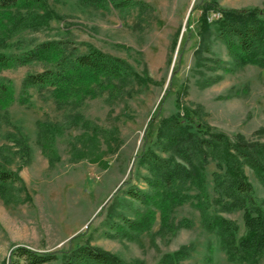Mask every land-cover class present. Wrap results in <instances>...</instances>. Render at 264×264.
Returning a JSON list of instances; mask_svg holds the SVG:
<instances>
[{"label":"rangeland","instance_id":"1","mask_svg":"<svg viewBox=\"0 0 264 264\" xmlns=\"http://www.w3.org/2000/svg\"><path fill=\"white\" fill-rule=\"evenodd\" d=\"M43 1L45 12L14 9L0 18V40H6L0 53L18 56L51 40L69 53H84L91 45L125 60L138 74L146 71L153 83L128 81L119 90L82 101L75 96L60 105L48 87L23 91L24 78L51 68L48 64L0 69V81L13 90L12 102L0 99V169L18 178L0 193V264H24L10 259L17 247L56 253L79 236L124 264H158L182 246L192 251L180 264H234L204 229L195 198L177 207L163 227L157 212L150 228L134 239L109 238L106 222L114 214L134 219L146 212L123 190L131 185L148 190L140 178L147 173L137 164L147 124L155 112L160 118L175 112L181 87H186L182 102L201 107V123L212 131L264 142V70L235 66L215 37L208 52H199V38L187 31L200 16L194 9L198 0ZM217 3L264 9V0ZM215 171L213 161L203 171L210 200ZM245 175L253 197L264 204L253 172L245 168ZM222 215L244 233L240 211Z\"/></svg>","mask_w":264,"mask_h":264},{"label":"trees","instance_id":"2","mask_svg":"<svg viewBox=\"0 0 264 264\" xmlns=\"http://www.w3.org/2000/svg\"><path fill=\"white\" fill-rule=\"evenodd\" d=\"M14 9L45 12V3L43 0H0V18ZM194 9L200 11V16L193 29L188 25L187 31L190 37L199 38V52H208L215 37L224 44L235 66L253 65L264 70V9H226L217 0H198ZM211 14L218 17L211 19ZM5 47L6 40H0V49ZM86 47L84 53H69L59 41L41 42L18 56L0 53V69L34 61L48 64L51 68L24 78L23 91L29 87H48L60 105L69 103L75 96L82 101L108 89L119 90L128 81L139 85L153 83L146 71L138 74L125 60L91 45ZM184 94L185 86L178 89L175 112L169 118H160L155 112L147 124L137 164L147 173L140 178L148 190L132 185L123 190L125 197L138 202L146 212L134 219L114 214L106 222L110 231L106 235L134 239L150 228L157 212L163 227L177 207L195 198L204 229L218 239L227 261L259 264L264 257V204L253 197L245 168L253 172L264 190V142H250L241 135L230 139L212 131L201 123V107L192 108L182 102ZM12 96L11 83L0 81V99L12 102ZM209 161L216 168L212 173V200L203 175ZM17 179L13 172L0 169V193ZM236 211L242 213L245 229L242 235L237 224L222 215ZM80 239L81 236L74 237L65 250L56 253L17 247L10 259L24 264H124L117 256L81 243ZM191 251L192 247L182 246L172 254H164L158 264H180Z\"/></svg>","mask_w":264,"mask_h":264},{"label":"built area","instance_id":"3","mask_svg":"<svg viewBox=\"0 0 264 264\" xmlns=\"http://www.w3.org/2000/svg\"><path fill=\"white\" fill-rule=\"evenodd\" d=\"M218 17V14H212L211 15V19H215V18H217Z\"/></svg>","mask_w":264,"mask_h":264}]
</instances>
